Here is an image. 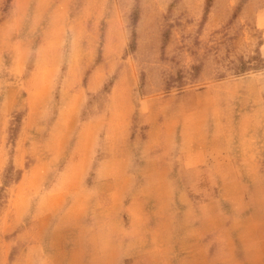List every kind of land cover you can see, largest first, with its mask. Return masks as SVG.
Listing matches in <instances>:
<instances>
[{
  "label": "clouds",
  "instance_id": "1",
  "mask_svg": "<svg viewBox=\"0 0 264 264\" xmlns=\"http://www.w3.org/2000/svg\"><path fill=\"white\" fill-rule=\"evenodd\" d=\"M0 264H264V0H0Z\"/></svg>",
  "mask_w": 264,
  "mask_h": 264
}]
</instances>
